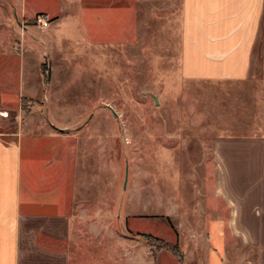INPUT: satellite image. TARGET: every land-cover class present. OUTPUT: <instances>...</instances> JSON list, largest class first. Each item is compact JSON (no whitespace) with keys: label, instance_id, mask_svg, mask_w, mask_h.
I'll return each mask as SVG.
<instances>
[{"label":"rangeland","instance_id":"1","mask_svg":"<svg viewBox=\"0 0 264 264\" xmlns=\"http://www.w3.org/2000/svg\"><path fill=\"white\" fill-rule=\"evenodd\" d=\"M16 1L0 0V134H18L24 157L46 150L52 178L66 170L84 216L69 264H197L205 224L226 219L211 147L264 126L263 59L246 81L184 78L181 0H55L64 14L48 27L34 16L55 17ZM259 211L244 232L226 227L233 264L264 262L262 201Z\"/></svg>","mask_w":264,"mask_h":264},{"label":"crops","instance_id":"2","mask_svg":"<svg viewBox=\"0 0 264 264\" xmlns=\"http://www.w3.org/2000/svg\"><path fill=\"white\" fill-rule=\"evenodd\" d=\"M81 2L82 10L94 4ZM31 5V0L15 2L27 16L50 13L55 17L50 26L64 14L55 0ZM255 57L264 62V0H181L184 78L246 81L253 77ZM211 151L210 166L220 177L217 199L224 211L217 216L226 219L205 224L206 250L197 264H233L226 258V227L244 232V218L259 216L260 201L264 203V126L253 135L219 136ZM24 156L18 134L11 142L0 134V264H69L67 244L74 228L83 225V204L72 203L76 196L66 170L58 179L47 173L52 162L46 150ZM198 215L212 214L201 208ZM261 253L259 264H264Z\"/></svg>","mask_w":264,"mask_h":264},{"label":"trees","instance_id":"3","mask_svg":"<svg viewBox=\"0 0 264 264\" xmlns=\"http://www.w3.org/2000/svg\"><path fill=\"white\" fill-rule=\"evenodd\" d=\"M43 72H44V71H43ZM144 236L147 237V238H150V239L153 238L154 240H158V241H160V243H161V245L159 246L160 248H166V249L170 250L175 256H178V257L181 256L178 247H176V246H174V245H171V244H169V243H166V242H164V241H162V240H160V239H157V238H155V237H153V236H151V235H149V234L144 235ZM151 245H153V244H151Z\"/></svg>","mask_w":264,"mask_h":264},{"label":"built area","instance_id":"4","mask_svg":"<svg viewBox=\"0 0 264 264\" xmlns=\"http://www.w3.org/2000/svg\"><path fill=\"white\" fill-rule=\"evenodd\" d=\"M34 21L38 22L43 27H48L50 23V18L45 13H40L34 16Z\"/></svg>","mask_w":264,"mask_h":264},{"label":"water","instance_id":"5","mask_svg":"<svg viewBox=\"0 0 264 264\" xmlns=\"http://www.w3.org/2000/svg\"><path fill=\"white\" fill-rule=\"evenodd\" d=\"M111 111H112V113H113L114 115H116V113L114 112V110L111 109Z\"/></svg>","mask_w":264,"mask_h":264}]
</instances>
